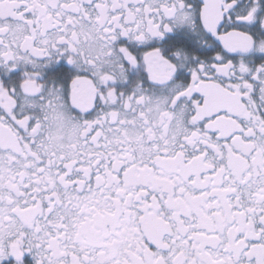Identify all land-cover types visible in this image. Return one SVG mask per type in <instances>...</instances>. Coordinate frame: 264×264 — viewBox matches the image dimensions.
<instances>
[{
	"label": "snow or ice",
	"instance_id": "1",
	"mask_svg": "<svg viewBox=\"0 0 264 264\" xmlns=\"http://www.w3.org/2000/svg\"><path fill=\"white\" fill-rule=\"evenodd\" d=\"M0 264H264V0H0Z\"/></svg>",
	"mask_w": 264,
	"mask_h": 264
}]
</instances>
